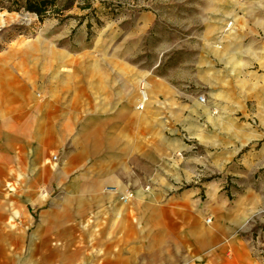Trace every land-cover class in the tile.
<instances>
[{
  "label": "crops",
  "instance_id": "obj_1",
  "mask_svg": "<svg viewBox=\"0 0 264 264\" xmlns=\"http://www.w3.org/2000/svg\"><path fill=\"white\" fill-rule=\"evenodd\" d=\"M255 11L264 14V0ZM234 23L252 55L240 64L236 40L202 41L209 106L180 102L130 55H64L59 66L41 55L42 77L53 59V93L35 105L24 95L0 116V155L24 140L30 206L24 229L0 228V264L19 244L24 264H264L252 229L264 214V17ZM243 140L262 144L243 154Z\"/></svg>",
  "mask_w": 264,
  "mask_h": 264
},
{
  "label": "rangeland",
  "instance_id": "obj_2",
  "mask_svg": "<svg viewBox=\"0 0 264 264\" xmlns=\"http://www.w3.org/2000/svg\"><path fill=\"white\" fill-rule=\"evenodd\" d=\"M14 1L0 0V116L24 104V95L35 105L37 94L53 93V59L48 63L51 75L42 77L41 55H56L57 66L66 61L64 55H130L135 65L177 89L180 102L192 98L200 107L204 98L203 105L209 106L212 92L200 83V68L212 55H203L202 41L214 36L236 40L238 63L243 64L244 56L252 53L234 22L243 28L252 15L253 20L264 17L255 11L263 0H74L64 14L42 20ZM220 56L233 60V55ZM93 67L100 68V62L94 61ZM241 74L242 88L248 77ZM237 99L243 100L240 90ZM182 110L174 108L176 115ZM243 112L245 108L238 116ZM247 119L244 114L241 121ZM33 137L35 150L40 138L36 133ZM7 142L5 155H0L8 166H0V228L24 229V213L30 212L28 200L24 202V140L13 137ZM242 144L245 154L260 148L262 141ZM253 222L254 255L264 263V214ZM11 255L4 264H24V246H14Z\"/></svg>",
  "mask_w": 264,
  "mask_h": 264
},
{
  "label": "trees",
  "instance_id": "obj_3",
  "mask_svg": "<svg viewBox=\"0 0 264 264\" xmlns=\"http://www.w3.org/2000/svg\"><path fill=\"white\" fill-rule=\"evenodd\" d=\"M14 2L23 7L26 12L36 14L42 20L49 14L62 15L74 5V0H16ZM8 10L12 11V8Z\"/></svg>",
  "mask_w": 264,
  "mask_h": 264
},
{
  "label": "built area",
  "instance_id": "obj_4",
  "mask_svg": "<svg viewBox=\"0 0 264 264\" xmlns=\"http://www.w3.org/2000/svg\"><path fill=\"white\" fill-rule=\"evenodd\" d=\"M141 97H142L143 102L140 103V105H139V109H140V110H143L144 107H145V104H146V102H147V94H146V92H145L144 89H141ZM200 102H201V103H205V99H204V98H200ZM54 159H55V158H54ZM112 190H113V191H118L117 188H113ZM129 196H130V194H129L128 192H123V194H122V196H121V199H122L123 201H126V200L128 199ZM210 222H211V220H208V223H210Z\"/></svg>",
  "mask_w": 264,
  "mask_h": 264
},
{
  "label": "bare ground",
  "instance_id": "obj_5",
  "mask_svg": "<svg viewBox=\"0 0 264 264\" xmlns=\"http://www.w3.org/2000/svg\"><path fill=\"white\" fill-rule=\"evenodd\" d=\"M143 102V100L141 99V102L140 103H142Z\"/></svg>",
  "mask_w": 264,
  "mask_h": 264
}]
</instances>
